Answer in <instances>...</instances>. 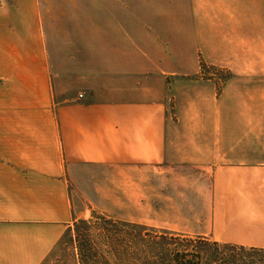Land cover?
<instances>
[{
    "label": "crops",
    "instance_id": "obj_1",
    "mask_svg": "<svg viewBox=\"0 0 264 264\" xmlns=\"http://www.w3.org/2000/svg\"><path fill=\"white\" fill-rule=\"evenodd\" d=\"M151 184L157 226L264 249V0H0V264Z\"/></svg>",
    "mask_w": 264,
    "mask_h": 264
},
{
    "label": "rangeland",
    "instance_id": "obj_2",
    "mask_svg": "<svg viewBox=\"0 0 264 264\" xmlns=\"http://www.w3.org/2000/svg\"><path fill=\"white\" fill-rule=\"evenodd\" d=\"M201 70L202 76L219 80L226 77L225 70L205 63ZM165 185L164 194L169 195ZM89 194L92 196L83 200L87 213L68 224L41 264H176L177 260H186L187 264H231V259L235 264H264V249L223 244L206 236L157 226L155 211L161 201L154 197L153 184L147 186V199L131 200L136 202L132 211L128 206L115 205L114 214L108 213L105 197L95 196L97 192ZM118 202L124 203L122 199ZM140 207L152 221H139V216L132 214H137ZM79 221L83 223L78 225Z\"/></svg>",
    "mask_w": 264,
    "mask_h": 264
},
{
    "label": "trees",
    "instance_id": "obj_3",
    "mask_svg": "<svg viewBox=\"0 0 264 264\" xmlns=\"http://www.w3.org/2000/svg\"><path fill=\"white\" fill-rule=\"evenodd\" d=\"M79 223L82 224L83 222H80V221H79V222H78V225H79ZM235 263H236V261L231 259V264H235ZM176 264H187V261H186V260H184V261H179V260H177V261H176Z\"/></svg>",
    "mask_w": 264,
    "mask_h": 264
}]
</instances>
